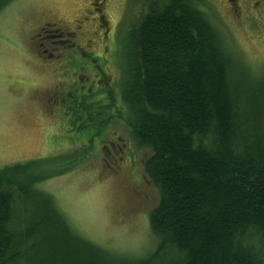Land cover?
<instances>
[{
	"label": "trees",
	"instance_id": "obj_1",
	"mask_svg": "<svg viewBox=\"0 0 264 264\" xmlns=\"http://www.w3.org/2000/svg\"><path fill=\"white\" fill-rule=\"evenodd\" d=\"M144 1L123 40L119 101L105 96L107 109H124L136 148L148 149L156 247L127 256L82 237L38 187L52 175L39 159L0 169V264H264V88L234 78L249 71L202 0ZM99 117L92 128L110 125Z\"/></svg>",
	"mask_w": 264,
	"mask_h": 264
},
{
	"label": "rangeland",
	"instance_id": "obj_2",
	"mask_svg": "<svg viewBox=\"0 0 264 264\" xmlns=\"http://www.w3.org/2000/svg\"><path fill=\"white\" fill-rule=\"evenodd\" d=\"M144 2L13 0L0 12V169L46 160L42 167L52 175L38 187L53 196L70 226L94 244L137 257L150 254L157 245L148 219L159 193L139 179L148 149H138L131 141L117 114L123 115V108L116 104L107 109L111 102L106 97L92 95L97 88L89 67L93 58L105 68L110 86L100 88L119 101L123 40L147 12ZM201 5L232 56L249 71L234 78L255 79L264 88V7L254 20L235 23L226 15L223 0H202ZM101 15L106 25L97 19ZM47 23L65 33L83 29L81 36L74 34L70 44L65 43L72 47L67 49L69 60L55 75L57 88L52 86L49 66L35 56L39 28ZM255 81L246 85L255 86ZM69 89L76 96L89 91L85 101L89 107L55 98ZM103 113L111 117L110 125L92 128L91 118L97 124ZM93 132L98 135L90 142Z\"/></svg>",
	"mask_w": 264,
	"mask_h": 264
},
{
	"label": "flooded vegetation",
	"instance_id": "obj_3",
	"mask_svg": "<svg viewBox=\"0 0 264 264\" xmlns=\"http://www.w3.org/2000/svg\"><path fill=\"white\" fill-rule=\"evenodd\" d=\"M223 4H225V13L229 16V18L237 23L239 21L244 22L247 19L254 20L261 10V8L264 7V0H223ZM92 6V5H91ZM87 10V9H85ZM90 10H87V13L89 14ZM103 12V11H102ZM100 18V19H99ZM97 17L98 20H101V22L106 25V20L103 15L101 17ZM85 18L83 21L86 22ZM81 22V21H79ZM53 26L51 24H46L42 28H39V33L37 37H39V43H37V50H35V56H38L39 59L45 63L47 66H49V75L52 77V86L57 88V81H56V74L59 72L61 68H63L66 64V62L69 60L67 57L69 56L67 49L72 47V44L70 47H68L67 44L69 42L70 36H73L74 34L81 36L80 34L83 33L82 26L81 28H75L78 31V34L66 32L63 30L58 29H52ZM107 31V30H106ZM108 32V31H107ZM106 32V33H107ZM33 45V43H31ZM70 44V43H68ZM48 46V48L46 47ZM35 48V47H34ZM90 74L94 77V85H96L97 91L92 94L94 96H99L98 99L105 98L106 91L101 90L100 85L105 87V85L110 86L109 84V75L105 72V68H101L96 64V61L93 58H90V67H89ZM55 80V81H54ZM80 82L83 80L82 77L78 79ZM67 87V86H66ZM75 84H73V90H74ZM54 89V88H53ZM77 92H70L67 91V93L59 92V95L55 97L56 99H61L62 103L67 102H73L75 106L77 103L83 101H87L89 99V95L91 93L85 94H78L76 96ZM77 98H76V97ZM101 96V97H100ZM68 112V111H67ZM119 149V148H118ZM139 175V174H138ZM139 179L142 180V182L149 183V180H146L143 173L139 175Z\"/></svg>",
	"mask_w": 264,
	"mask_h": 264
}]
</instances>
